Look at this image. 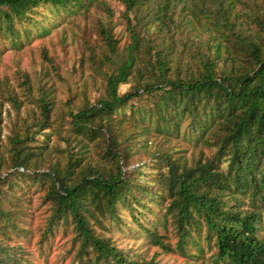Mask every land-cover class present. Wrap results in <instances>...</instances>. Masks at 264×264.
I'll return each instance as SVG.
<instances>
[{
    "label": "trees",
    "instance_id": "obj_1",
    "mask_svg": "<svg viewBox=\"0 0 264 264\" xmlns=\"http://www.w3.org/2000/svg\"><path fill=\"white\" fill-rule=\"evenodd\" d=\"M118 1L123 29L108 12L81 53L103 81L93 101L83 89L79 105H58L45 49L47 69L22 75L20 93L0 78V264H32L17 240L31 233V185L49 211L39 250L61 232L70 264H177L166 251L190 264L204 244L201 264H264V0ZM104 3L0 0V37L19 48ZM24 101L34 108L20 116ZM6 103L17 118L1 144Z\"/></svg>",
    "mask_w": 264,
    "mask_h": 264
},
{
    "label": "rangeland",
    "instance_id": "obj_2",
    "mask_svg": "<svg viewBox=\"0 0 264 264\" xmlns=\"http://www.w3.org/2000/svg\"><path fill=\"white\" fill-rule=\"evenodd\" d=\"M103 7L107 8L108 11L103 8L92 7L85 13L69 15V17H57L53 21L47 22L49 31L45 35H32L28 40H24V43L19 48H15V45L9 40L0 37V78L6 79L20 93L19 81H21L22 75L27 74L35 82L47 69L48 64L42 57V50L45 49L57 65L59 76L62 78L59 79L56 76L54 78L58 105L61 106L68 99H71L70 101L74 105H79L83 99L81 95L83 89H85L90 100L93 101L94 97L102 91L103 81L100 76H96L88 63H85L82 66L83 68L80 67L82 50L88 46L87 44L96 47L101 42L100 37L96 33V22L98 18L105 22L108 12L111 13V18L116 25L115 30L123 29V24L119 21L123 10L122 4L118 0H105ZM239 8L240 5L236 4V9ZM125 40L126 35L122 37L121 43ZM127 88L126 84H122L120 91H124ZM33 108L32 104L24 101L20 116L25 114L26 111L31 112ZM55 112L54 116L56 115ZM16 118L15 111L6 103L2 111L1 144L6 142ZM58 141L53 136L51 144L55 146ZM171 144H174V141ZM60 145L64 146V143L60 142ZM179 147L187 158L191 157L193 150L190 146L179 142ZM195 151L196 153L198 152L197 150ZM204 152L208 154L206 149ZM55 155L57 156V153ZM24 189H28L26 195L29 202L28 214L31 233L17 240H20L29 251L32 264H70L71 254L67 253L70 246L69 236L62 235L61 232H58L50 240L49 246L44 245V251L41 252L39 250L37 243L39 229L49 213L48 206L42 202L45 189L37 185H31ZM260 230L264 233V213ZM167 233L168 240L171 244H174L175 238L171 228L168 229ZM121 239L130 240V243L134 240L125 237H121ZM139 242L143 244V251H145V256L148 258L153 253L154 247L146 244V241L142 238ZM123 244H125V241H123ZM203 246L205 255L189 262L190 264H201V258H206L209 255V249L206 248L205 244ZM134 247L137 248L138 245L134 244ZM159 258L168 263H186L185 257L177 251L163 252Z\"/></svg>",
    "mask_w": 264,
    "mask_h": 264
}]
</instances>
